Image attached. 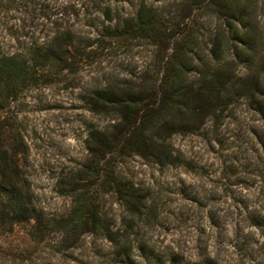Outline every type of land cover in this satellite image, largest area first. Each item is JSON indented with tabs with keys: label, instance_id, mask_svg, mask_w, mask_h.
Masks as SVG:
<instances>
[{
	"label": "rangeland",
	"instance_id": "rangeland-1",
	"mask_svg": "<svg viewBox=\"0 0 264 264\" xmlns=\"http://www.w3.org/2000/svg\"><path fill=\"white\" fill-rule=\"evenodd\" d=\"M140 1L0 0V45L6 52L23 53L67 28L102 38L101 44L85 48L84 53L94 51L90 57L75 54L73 44L83 42L73 39L63 45L64 60L57 67H42L46 77L20 89L8 109L0 111V119L15 121L23 136L20 167L41 216L0 224V264H158L153 255H141L142 242L164 256L163 264H191L203 249L216 264H264V118L245 100L196 131L170 134L165 142L172 162L161 164L131 151L102 152L95 167L97 157L89 153L86 140L111 130L116 114L94 111L93 92L137 84L144 77L156 81L161 58L170 52L150 38L101 37L104 26L131 17ZM174 1L181 0H144L157 12L176 15L173 19L191 27L208 50L216 21L191 2L182 11ZM249 1L252 19L246 26L255 37L259 65L264 61V0ZM235 68L244 75V63ZM112 175L142 190L147 200L141 225L129 236V257L116 255L110 241L89 234L70 247L61 245L56 221L73 218V209L83 203H94L113 230L131 223L108 185ZM72 183L83 187L71 194ZM48 218L50 230L42 225Z\"/></svg>",
	"mask_w": 264,
	"mask_h": 264
},
{
	"label": "trees",
	"instance_id": "trees-1",
	"mask_svg": "<svg viewBox=\"0 0 264 264\" xmlns=\"http://www.w3.org/2000/svg\"><path fill=\"white\" fill-rule=\"evenodd\" d=\"M175 2L174 7L177 9L178 6L182 11L191 2L195 8H203L206 17H213L216 21L214 37L210 38L212 42L208 50H203L191 27L180 26L178 18L173 19L176 15L168 17L170 11L157 12L144 0L140 1L131 17L117 19L114 24L101 29V37L150 38L161 50L170 48V52L161 58L162 73L156 81H147L144 77L137 84L127 82L93 92L90 100L94 111L116 114V120L110 125L111 130L98 131L96 139H92L91 135L86 140L89 153L97 157L95 167L103 157L102 152L122 155L131 151L161 164L172 162V151L169 143L165 142L170 134L193 132L208 121H217L224 110L240 99L264 118V61L257 64L255 37L246 26L252 19V3L249 0ZM73 39L83 42L82 45L73 44L76 56L84 54L90 57L94 51L90 49L84 53L85 48L95 42H102V38L94 40L79 36L67 28L57 31L45 44L29 46L23 53L6 52L0 45V111L8 109L9 100L16 98L20 89L46 77L40 70L42 67L48 64L57 67L67 52L63 45ZM231 40L237 44L229 45ZM165 42L172 44L171 47ZM239 63L245 64L244 75L236 73L235 64ZM25 147L15 121L0 119L1 225H13L31 217L41 219L32 202L29 183L20 167ZM75 184L72 183L69 193L74 194L83 187L79 186L83 184ZM108 185H112L118 200L130 215L128 221L131 223H126L123 229L113 230L94 203H83L73 209V218L56 221L57 228L62 232L61 245L70 247L81 242L84 234H89L110 241L116 249V255L129 257V236L135 227L141 225L146 196L142 190L126 182L121 183L113 175ZM42 225L47 230L53 227L49 218ZM138 250L143 257L153 255L158 264H163L161 259L164 260V256H158L146 242L140 243ZM205 251L203 249V253L191 264H216Z\"/></svg>",
	"mask_w": 264,
	"mask_h": 264
}]
</instances>
